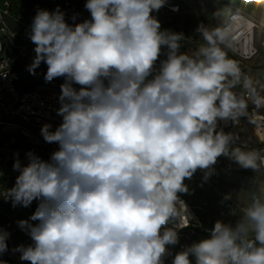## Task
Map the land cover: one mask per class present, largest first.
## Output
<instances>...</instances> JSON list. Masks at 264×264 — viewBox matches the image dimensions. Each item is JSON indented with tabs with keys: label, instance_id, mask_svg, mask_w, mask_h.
I'll list each match as a JSON object with an SVG mask.
<instances>
[{
	"label": "clouds",
	"instance_id": "1",
	"mask_svg": "<svg viewBox=\"0 0 264 264\" xmlns=\"http://www.w3.org/2000/svg\"><path fill=\"white\" fill-rule=\"evenodd\" d=\"M166 3L86 0L90 19L74 24L59 7L37 10L28 70L35 74L43 62L46 81L65 82L62 123L41 128L58 149L47 160L28 151L26 166L16 153L15 184L0 193L13 207L39 202L18 221L32 241L12 249L21 261L164 264L166 246L178 243L176 229L192 215L179 195L189 192L186 179L197 170H207V179L222 155L244 168L264 167V156L230 148L233 135L217 131L219 121L246 115L252 99V81L229 56L231 31L201 26L202 42L181 53L184 34L161 30L152 15ZM170 220L178 221L175 228L164 227ZM208 232L172 264H192L190 257L195 264H264V191L250 193L234 227L217 221ZM10 237L0 228V256Z\"/></svg>",
	"mask_w": 264,
	"mask_h": 264
},
{
	"label": "rangeland",
	"instance_id": "2",
	"mask_svg": "<svg viewBox=\"0 0 264 264\" xmlns=\"http://www.w3.org/2000/svg\"><path fill=\"white\" fill-rule=\"evenodd\" d=\"M4 0H0L2 2ZM70 5H65L64 1L57 2L55 5L49 2V0H10L11 11L10 15L4 16L3 21L6 24V28L12 31L21 32L23 22L31 25L37 10L43 9L51 11L55 6L65 14V18L69 20L70 24L80 23L86 19H90V13L85 8L86 0H71ZM175 1H180V9L178 12H173L167 7H162L158 11L157 17L162 21V26L165 30H169L175 33H183L185 40L180 43L194 44L198 46L202 42V38L197 29L201 26L212 29L223 25V21L227 18V6L226 0H167L166 5H172ZM14 8V9H12ZM155 12L152 13V15ZM24 18L21 20L19 16ZM75 17V20H73ZM3 23L0 22V36L6 37L3 30ZM29 47H35L31 39L27 40ZM18 44V43H17ZM33 58L25 57L24 60L15 61V66L21 74V87L31 88L37 84H45L56 86L61 89L64 78H55L52 81H46L45 75L47 71V65L43 62L35 70V74L29 72V67L33 62ZM74 87L79 88L78 85ZM20 139H23L19 136ZM33 151L30 146H16L12 150L3 149V136L0 131V193L11 188L15 184L18 172L14 169L13 165L16 161V153H19V160L22 166H26L28 160L26 153ZM34 152V151H33ZM43 159L44 156L38 154ZM14 160H9V159ZM221 166L218 173L219 182L216 186H212L199 179L202 184H196V193L193 194V200L196 204L192 207L193 212H190V221L198 229L194 231H187L181 233V237L178 239L176 245L166 246L168 255L166 257L172 264L174 255L186 247L191 246L193 243L199 242L201 239L209 237L208 230L212 229L217 221L228 224L227 220L223 221V216L220 214V210L223 208V155L221 156ZM49 159V158H47ZM46 159V160H47ZM184 183L188 186L186 180ZM195 189V188H193ZM38 201H33L32 204L25 208L22 206L13 207L10 200L5 199L3 195H0V228H3L10 232L11 237L8 240L9 251L0 256V260L6 262V264H30L27 261H21L19 259V253H13L12 249L20 244L25 246L32 243L30 237L26 232L22 231L18 226V221L28 219L38 206ZM200 206L203 209H200ZM191 211V210H190ZM170 223L174 224L176 220H170ZM36 223V222H32ZM163 231V229H162ZM180 232H178V235ZM192 264H195V258L190 257Z\"/></svg>",
	"mask_w": 264,
	"mask_h": 264
},
{
	"label": "built area",
	"instance_id": "3",
	"mask_svg": "<svg viewBox=\"0 0 264 264\" xmlns=\"http://www.w3.org/2000/svg\"><path fill=\"white\" fill-rule=\"evenodd\" d=\"M58 1L50 0L53 5ZM62 1L67 6L72 3L71 0ZM165 7L170 10L176 7L178 11L180 8L179 5H165ZM55 9L56 7L53 6L51 11ZM10 11V0L0 2V22L3 23L2 30L6 35V37L0 36V65H3V68L0 69V131L3 136V149L12 150L16 146H30L34 153L44 156L46 160L53 151L58 149V144L46 143L41 134V128L48 124L51 125L50 131H54L62 123V117L57 114L58 109L61 107L59 100L61 89L45 84H37L34 87L25 89L19 86L21 74L14 68L15 61L24 60L25 57L34 59L35 47H29L27 43L31 32L29 23L23 22L21 32L6 28V24L2 19L4 16L10 15ZM153 15L157 18L158 12ZM23 18L22 15L19 16V19L22 20ZM66 22L70 24L68 19H66ZM223 25L233 35V44L230 51L235 54L241 65L255 57L259 53L260 48L264 46V39L259 38L261 32L264 31V22L259 20L252 10L229 4L228 16ZM165 58L166 54L162 52L160 59L157 61V68L160 60ZM246 75L249 77L248 74ZM251 96L252 99L248 100L253 103L264 104V97L257 95L253 85ZM253 121L255 123V132L259 139V145L255 149L256 152L264 156V115H256L253 110ZM229 124V120L219 121L217 131L221 129L224 131ZM19 136L24 138L23 143H21ZM219 163L218 158L216 164L212 166L207 179H205L207 170H199L200 179L212 186H216L219 182L217 173ZM262 170L264 173V167H262ZM179 195L187 203L189 211L193 212L192 206L188 204L182 194ZM220 214L223 216V221L227 220V223L234 227L242 218L243 211L240 212L234 202H229L225 208L220 210ZM177 223L178 221L172 224V227H176ZM190 224L191 221L188 226ZM183 228H178V232Z\"/></svg>",
	"mask_w": 264,
	"mask_h": 264
},
{
	"label": "crops",
	"instance_id": "4",
	"mask_svg": "<svg viewBox=\"0 0 264 264\" xmlns=\"http://www.w3.org/2000/svg\"><path fill=\"white\" fill-rule=\"evenodd\" d=\"M226 8L228 12V6L235 5L247 10H252L255 16L264 22V0L261 3H257L256 0H226ZM180 6V1H175L172 6ZM180 9V8H179ZM175 13V12H174ZM161 24V30H165L162 26V21L157 17ZM226 21V19L223 21ZM259 38L264 39V31L261 32ZM197 46L194 44L183 43L181 44L180 52L190 54L195 51ZM166 49L163 53L166 54ZM229 56L236 60L237 57L231 51ZM240 64V63H239ZM242 72L249 75L252 85L255 87L256 93L259 96L264 97V46L259 50V53L251 60L247 61L244 65H241ZM234 91L237 94L243 92L241 86H237ZM253 110L255 113L264 115V104L253 103L247 100L246 115H242L237 121L229 120V125L224 129V133L232 134L234 141L230 145V148L240 147L243 151H256L255 147L259 145V139L255 132V123L253 121ZM22 137V136H21ZM23 138V137H22ZM20 139V138H19ZM21 143L24 142V138L20 139ZM222 160L221 156L218 157ZM219 170H217L218 172ZM200 171L193 175L191 179H186L187 184L190 185L188 193L182 194L189 205L194 206L196 202L193 200V194L196 193V184H202L200 182ZM206 183V182H205ZM195 188V189H193ZM264 191V173L262 167L259 170L251 168H244L239 165L234 159L223 155V208L229 202H234L240 212L246 206L249 200L250 193ZM229 197L225 199V197ZM200 209L203 207L200 206Z\"/></svg>",
	"mask_w": 264,
	"mask_h": 264
},
{
	"label": "trees",
	"instance_id": "5",
	"mask_svg": "<svg viewBox=\"0 0 264 264\" xmlns=\"http://www.w3.org/2000/svg\"><path fill=\"white\" fill-rule=\"evenodd\" d=\"M49 2H50V0H49ZM59 2H61V0H59ZM12 9H14V8H12ZM22 78V77H21ZM21 81V80H20ZM19 81V86L21 87V82ZM22 88V87H21ZM27 158V157H26ZM14 159H17V157L16 158H14ZM14 159H9V160H14ZM2 160L0 159V162H1ZM220 161V163H219V166L217 167V170H219L220 169V166H221V160H219ZM193 207V206H192ZM165 228H171L172 227V223H168L167 225H165L164 226ZM172 228H174V227H172ZM198 228L194 225V224H190L189 226H187V227H185V228H183L182 230H180V234L178 235V239L181 237V233H183V232H187V231H194V230H197ZM164 264H170V261L168 260V258L165 256V258H164Z\"/></svg>",
	"mask_w": 264,
	"mask_h": 264
},
{
	"label": "bare ground",
	"instance_id": "6",
	"mask_svg": "<svg viewBox=\"0 0 264 264\" xmlns=\"http://www.w3.org/2000/svg\"><path fill=\"white\" fill-rule=\"evenodd\" d=\"M256 115H260V114H258L257 112L255 113ZM262 135V134H261ZM186 203V202H185ZM187 204V203H186ZM188 206V205H187ZM189 222H190V220H189ZM172 228V227H171ZM175 228V227H174ZM177 230V229H176ZM177 233H178V230H177Z\"/></svg>",
	"mask_w": 264,
	"mask_h": 264
}]
</instances>
